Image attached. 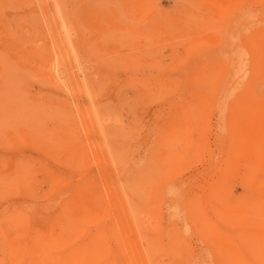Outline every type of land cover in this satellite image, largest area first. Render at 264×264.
Returning a JSON list of instances; mask_svg holds the SVG:
<instances>
[{
    "label": "rangeland",
    "instance_id": "obj_1",
    "mask_svg": "<svg viewBox=\"0 0 264 264\" xmlns=\"http://www.w3.org/2000/svg\"><path fill=\"white\" fill-rule=\"evenodd\" d=\"M57 3L73 17L83 8V27L77 24L83 28L80 59L60 45L65 34L61 39L67 38L72 50ZM260 17L264 0H0V185L15 179L30 187L27 194L5 197L12 185L0 186V215L23 206L53 217L61 196L94 193L99 207L86 218L90 224L77 246L59 245V223L53 225L48 234L55 239L53 258L83 243V250H90L83 264H93V251L100 257L94 264H134V249L146 252L144 264H223L226 254L198 218L206 215L224 234L228 227L219 215L230 205L241 217L229 211L223 217L243 225L258 264H264V198L246 192L238 206L237 194L221 196L218 180L224 155L219 142L226 146L227 134L241 127L244 116L241 81L233 74L253 63L246 38L256 22L264 27ZM200 73H209L211 82H203L207 76L199 78ZM69 79L81 83L83 91L70 89ZM232 116L239 118L237 125ZM63 127L72 132H62ZM184 127L203 132L205 148L173 167L165 160L161 138ZM63 140L82 149V155L69 163V154L60 150L55 164V153L41 149L45 142L55 148ZM35 185L39 195L32 193ZM188 207L190 214L200 211L197 222ZM216 210L220 214L214 215ZM228 233L240 236L235 225Z\"/></svg>",
    "mask_w": 264,
    "mask_h": 264
},
{
    "label": "bare ground",
    "instance_id": "obj_2",
    "mask_svg": "<svg viewBox=\"0 0 264 264\" xmlns=\"http://www.w3.org/2000/svg\"><path fill=\"white\" fill-rule=\"evenodd\" d=\"M62 3H63V1H62ZM60 4H61V2H60ZM60 4L58 5V3H57V6H59L60 13H61L60 18L62 17V21H63V23H62L63 26L62 25L61 26L63 27V29L68 30V32H69V36H70L69 39L71 40V42H69V43L71 44L72 50H70V52L68 51L69 50L68 49L69 44L67 43L68 42L66 40L67 38H65V40L61 39L65 35L64 33H63L64 35L61 36V38H60V45H62V47L67 48V52H65L67 55L73 54L75 57L80 59V57L83 55V33H82L83 28L81 30H79L80 27H83V10H82L83 8H81L82 11L81 10L79 12L77 11L78 14L73 17L71 15L69 16V14H67L66 10L64 8H62L63 5H60ZM71 14H73V13H71ZM262 20H264V19H262ZM59 22H60V20H59ZM77 24H79V26H80L79 29L77 28ZM258 24L259 23L256 22V25L254 26L253 30L249 33L250 37L246 38L247 44L250 46L251 52L253 55V63L249 67H239L237 70L238 72L235 71V74H233L236 78H239L241 81L240 82L241 97L243 98V100L241 99L243 102V105L241 107H242V110L244 109V116H243V119L240 121H241V127H243V128L239 127L240 124L237 125L236 121H238V123H239V120H238L239 118L235 119L237 117L235 116L233 118V116H232V119H234L232 121L236 120L235 121L236 123L235 122L234 123L237 126H235V124L233 122H232L233 124H231L229 122L228 123L231 125H234L237 128L239 127L238 129L240 131L237 128L233 129L236 131H229V133L227 134L228 137L226 140V146H224V144H223L224 143L223 139L220 140V142H219L220 143V145H219L220 150H221V152L223 151V154H224L223 155V161H222L223 169H222L220 178L218 179L220 181V183L222 184L220 193H221L222 197H229V198H232L233 194H237V196H236L237 199H235V201H238V204H239L238 206H240V204L242 205L241 199L245 197L246 192L251 193L253 196L256 195V197L264 198V27H261L262 25L260 26V24L259 25ZM74 30L77 32V35H78L77 36L78 38L76 37L75 39L72 38L70 35V32L71 31L74 32ZM60 33H61V31H60ZM63 57L64 56L62 54L60 57L56 56L57 62H58V60L61 61V59H64ZM58 64H59V62H58ZM223 68H225V67H223ZM213 69H215V68L213 67ZM232 69H231V71H232ZM233 71H234V69H233ZM207 72H209V73L212 72V69H211V71H207ZM209 73L204 74V76L206 75L207 78H205L200 73L201 75L199 76V78H201V76H202V79L205 78L203 80V82L207 79V83H208L210 81V80L208 81V76L210 75ZM217 77H218V75H217ZM223 77H225V73H224ZM49 78H50L49 80L55 79V78H52V76ZM229 78H230V76H229ZM229 78H228V80H229ZM195 79H197V77ZM67 81L65 83H67ZM195 81H197V80H195ZM218 81H223V80L221 78V80H218ZM230 81H232V80L230 79ZM232 82H234V80ZM232 82L231 83L229 82L230 85H232ZM50 83L53 84V80L50 81ZM224 83L226 84V82H224ZM224 83L221 82L220 84H224ZM227 83H228V81H227ZM80 84H76L74 81L69 79V84L67 86H69L70 89L79 92V91H83V86ZM207 85H209V84H205L204 86H207ZM57 87H59V85ZM215 87H216V85H215ZM228 87H229V85H228ZM209 89H211V86ZM230 90H232V89H230ZM204 91H205V89H204ZM212 91H214V89H212ZM197 92H198V90H197ZM210 92H211V90H210ZM218 92L220 93L221 91L218 90ZM218 92H217V94H219ZM238 92L240 93V91H238ZM199 94H200V92L198 93V95ZM210 94H211V96H212V94L214 96V93H210ZM221 94L222 93H220V99H221ZM202 95H203V93H202ZM202 95H201V97L200 96H198V97L202 98ZM203 96H205V95H203ZM232 96H233V93H232ZM233 97L235 99V97H237V96H233ZM199 100H201V99H198V101ZM207 100H208V98H207ZM218 100H219V98H218ZM221 100H223V99H221ZM227 100H229V99H227ZM202 101H201V103H202ZM204 102H205V100H204ZM218 103H219V101H218ZM224 103H223V105H224ZM237 103L238 102L234 103L235 106ZM195 104H197V106L196 105L195 106L198 107L199 103H195ZM230 104L232 105V101L227 105H230ZM223 105H221V106H223ZM230 106L227 108V111L231 110L230 111V114H231V112H233L234 109L232 111V108H230ZM238 106H240V105H238ZM215 107H217V106H215ZM88 109H87V111H88ZM83 110L86 111V108L80 110L82 116H83V113L84 114L86 113ZM242 110H241V112H242ZM91 111H93V110L91 109ZM197 111H199V110H197ZM221 111H223V109H221ZM222 113H220V114L222 115ZM226 114L230 115L229 113H226ZM90 115H91V113L89 114L88 117H90ZM228 115H227V117H228ZM238 115H240V114H238ZM192 116H194V115H192ZM190 117L188 118V116H186V118H188V119H190ZM225 118H226V116H225ZM229 124L228 125L226 124V127L231 126ZM200 125H201V122H200ZM196 127H194L195 131H196V129H195ZM231 127L234 128L233 126H231ZM185 128L186 127H184L183 130H180L177 132L175 131V128H173L174 129L173 131L167 130L166 132H163V135L161 138L163 145H165L167 147L165 160L169 165H171L173 167L178 165L179 163L185 161L184 159H186V157L189 154H192V155L195 154L196 155L195 152H197V151L200 152L202 149L204 150V148H205L203 140H201L203 132H195L191 127L187 128V130ZM198 128H199V125H198ZM188 129H192L194 132L191 130H188ZM60 130L62 132H66V133L72 132L71 131L72 129H69L67 127H63ZM193 133H195V134L197 133L196 139L193 138ZM30 138L31 137L29 135L26 136V139H30ZM35 140L32 139V142L34 144L36 142V144H37L38 141H37V139H35ZM177 143H179V146ZM50 144H51V142H45V144L43 145L45 150L41 149L42 146H40V144H39L38 145L39 148L37 147V149L38 150L41 149L42 151H45V153L43 152L45 155L47 154L46 152L48 150H49L48 152H50L52 155L54 152L55 154L53 155V157H56V158L58 157V159H56V158H55V160L53 159L52 160L53 162L54 161L56 163L59 162L58 160H59V157L62 153L60 150L67 153V156L69 154L68 161L71 160L72 158H74V160L76 161V157H79L82 155V149H80L78 146H76L73 143H70L66 140L58 142L57 144H59V146L56 145L55 146L56 149L53 148ZM177 146L181 147V149L180 148L176 149ZM56 153H58L60 155L58 156V154L56 155ZM49 154L47 155V157L51 156ZM192 155H190V156L192 157ZM72 160L69 161V163L70 162L72 163ZM64 164H63V166H66L67 162ZM58 165H61V162ZM8 185H12V186L8 188L9 193L6 192L5 197L10 196L11 194L13 195V194H17V193L24 195V194H27V192L30 190L28 182H26V181L16 182L15 179L10 180L6 184L0 185V186H2V189H3L4 187H7ZM39 189H40L39 185H35L32 189V193L39 195L40 193L38 194L39 191H37ZM45 189H46V187H45ZM225 189H227L228 191ZM0 190H1V188H0ZM30 196L31 195H29V197ZM1 198H4L2 196V194L0 195V199ZM97 198L98 197L94 193L88 194L84 197L81 194L76 195V193L71 194V196L69 195V197L61 196L60 198L57 199V201L59 203L56 206V208L54 209V212L52 214L53 217H48V216H46L45 213L43 214L42 212H32L29 209L24 208L23 206H20L18 209H16L14 212H12L11 214H9L7 216L6 215H0V221H1L0 222V264H83V255L86 256L85 254H88V252L90 251V250H83V243H81L79 248L77 250H74L72 253H66L67 255H64L63 257H58V258L54 257L53 258V255L50 254L51 253L50 252L51 251L50 250L51 249L50 244H52V241H54L55 239L53 240V238H50V236L48 234L53 232V230H51V229H52V227H54L53 225H55V222H58L59 223V234L57 235V238L59 240H57V241H60L59 245H61L63 248H65L67 245L77 246L78 245L77 242L79 240H83L82 239L83 227L87 224H90L89 221L86 222V218L88 217V215L90 213L98 210L99 200ZM216 202H219V200ZM235 204L237 205V203H235ZM224 205H226V204H224ZM226 206L227 207L221 208V209H223L221 214H220V212L218 213L217 210H216L215 214L213 212L214 215H216L217 213L220 214L219 220L221 221V223H223L224 227H228V228H226L224 234H222L220 232V230H218L217 228L215 229V226H211V225H213L212 222H211V225L209 224L208 221H210V220L206 219V217H205L206 215L205 216L203 215L204 212H202V214L200 216H204L205 219L203 217H202L203 219H201L200 216H199L200 218H198V219H200L201 223L202 222L204 223V224L202 223L203 226L201 228H203L204 226L205 227L207 226L206 228L209 227L210 231L207 229H203V230H207L210 232L209 237L212 238L213 242L218 245V249L220 250V252H221V250L223 251V253H221V254L222 255L226 254L222 260L223 264H258V262L260 263L258 253L255 251L256 250V248L254 246L255 244L252 243L249 239L248 240L246 239V235L244 234L243 225L240 222L232 223L228 219L223 217V213H228V211L233 215L236 214L237 217H241L240 212L238 210L235 211L234 209H232L230 205H226ZM228 206H230V207L228 208ZM185 209H187V208H185ZM188 210H189V207L186 211H188ZM196 211L198 212L197 209H196ZM232 212H237V213H232ZM188 213H189V215H191L194 218V217H198V214H200V211L198 212V214L194 213L192 211H191V214L189 211H188ZM189 218L191 219V217H189ZM216 218L218 219L219 217L217 216ZM194 219L196 220V218H194ZM191 220H192V222H194L193 219H191ZM196 222H197V220H196ZM194 224H195V222H194ZM196 224H195V226H196ZM234 225L239 228L240 236L238 235V237H237V235L234 237L232 234L228 233V230L232 229L234 227ZM229 226H231V228ZM122 228H126V227L122 225ZM197 228H199V227H197ZM201 228H200V230H201ZM11 233H14L13 237L11 236L12 235ZM202 233H204V232L202 231L200 234H202ZM130 243L132 244L133 242L130 241ZM217 245L216 246L214 245V246L217 247ZM219 247H221V248H219ZM145 253H143L140 249L139 250L134 249L133 254H132L133 263L134 264L147 263L148 258H147V255ZM90 257H91V260L93 261V264L96 263L97 260L100 259L99 254L96 251L91 252Z\"/></svg>",
    "mask_w": 264,
    "mask_h": 264
}]
</instances>
